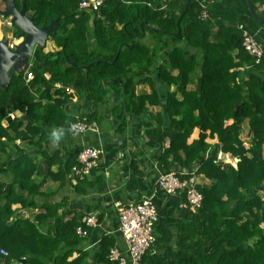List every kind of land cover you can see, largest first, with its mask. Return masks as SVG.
Masks as SVG:
<instances>
[{"label":"trees","instance_id":"trees-1","mask_svg":"<svg viewBox=\"0 0 264 264\" xmlns=\"http://www.w3.org/2000/svg\"><path fill=\"white\" fill-rule=\"evenodd\" d=\"M80 2L25 1L35 27L56 21L48 40L58 50L44 54L36 49L31 66L0 90V252L7 253H0V264L86 261L88 255L76 250L82 242L75 235L80 216L64 221L59 210L66 201H50L33 178L47 176L59 187L71 184L68 177L87 147L70 146L61 153L54 141L59 133L70 137L79 104L88 123L98 122L99 109L112 93L120 103L112 113L123 110L148 124L136 136L146 140L137 158L151 166L155 161L162 175L201 176L209 182L197 187L203 200L196 211L180 208L184 193L168 197L157 191L160 220L141 264H264V200L259 195L264 194V56L256 64L242 48L247 32L264 50V0H250L257 19L246 0H104L93 14L78 13ZM14 5L21 9L19 0ZM12 27L17 37L19 30ZM27 73L33 76L29 82ZM140 84H148L149 93L137 94ZM153 108L160 111L153 114ZM13 111L22 117L10 119ZM5 119L6 128L1 125ZM125 129L122 118L116 132ZM244 131L247 149L241 141ZM219 153L236 158V165L219 162ZM99 166L71 184L74 193L82 197L104 181L100 176L94 184L87 181ZM121 169L127 177L124 189L139 192L143 173L136 155L126 157ZM39 198L42 211L34 213ZM13 205L30 216L18 215ZM97 217L101 225L104 216ZM113 227L118 229V219ZM89 232L88 238L99 230ZM119 239L112 232L101 234L90 264H113L108 253Z\"/></svg>","mask_w":264,"mask_h":264},{"label":"crops","instance_id":"crops-1","mask_svg":"<svg viewBox=\"0 0 264 264\" xmlns=\"http://www.w3.org/2000/svg\"><path fill=\"white\" fill-rule=\"evenodd\" d=\"M4 10L5 5L2 2L0 3V12ZM261 10L262 8H260V11ZM3 19L4 18L0 15V41H6L8 42V45L14 44L16 46L19 43L17 37H15L14 34L9 33V31L3 30V26L5 23L7 28H12V26L10 25V20ZM5 38L7 39L5 40ZM48 44H50V46L47 49ZM57 50L58 49L56 48L54 43L50 39H47L46 46L43 49V53L46 54L48 52H55ZM157 63L158 62L154 64V66L152 67L153 69L157 67ZM152 71L153 70H150L149 73H151ZM173 90L174 88L172 87L171 91ZM136 93H149L148 84H140L137 87ZM113 96L114 93L111 94L110 98L99 109V115L96 118L98 122H91L93 126L96 127V131L88 132L83 135L70 134V137L68 139L64 138V136L59 133L57 136V138H59H56L57 140L54 141L56 142V147H59L61 153L67 152L70 146L71 148L101 146L104 152L103 156L99 160V165L101 166H99V169L87 181L94 184L97 176L102 177L104 181L98 186L89 190L87 195H82L81 197L78 196V194L74 193L73 186L68 181L67 185L65 184L64 186L59 187L57 183H52L51 181H49L47 176H36L35 178H33L40 187V192L50 196V201L57 204L66 201L65 207L59 210V213L63 217L64 221L70 220L72 216H80L78 222L81 223V220L88 214L94 216H104L103 223L98 228L99 232L97 233V235H92L86 241L82 240L79 246L76 247L77 251L81 250L83 253H86L88 255L84 264L91 263V257L95 252L96 246L90 245H93L95 242H97V240L100 239L101 234H110V232H112L114 235L118 236V239L120 238L118 243L119 245H122L121 237L117 230H114L113 227L114 222H117V217H114V215H116V212L113 207V203L117 201L116 198L118 196L121 197V199H123V202L125 203L137 202L141 198L147 196V193H150L149 195H151V193L156 188V177L155 174L153 175V173H156V171L154 170V162H152L151 166L150 164L144 163L141 157L137 158L138 154H144L142 146L144 144V141L146 142V140L138 141V139H136V136L142 133V131L148 127L146 119L133 117L128 113L126 114L123 110H121L119 113H112V108L117 104L120 105L119 100H115ZM77 104V99H74L72 105L76 106ZM80 107H82V104H79V108L77 106L75 108L76 118L82 116V114L85 113V110L81 109ZM151 111L153 114H155L160 110L158 108H153L151 109ZM10 113H14L15 119H18L23 115V113L20 111L9 112L8 114ZM122 118H125L126 120V129L123 134H118L116 132V129ZM1 125L4 128L7 127L6 119L2 120ZM196 137L197 132H194L193 138ZM139 148H141L140 151H137V149ZM245 148L247 149L248 147L245 146ZM120 153L125 154L122 161L118 159V155ZM131 154H133L134 156L136 155V163H138V169L143 173V177L139 180V192H127L124 189L127 177L124 176L125 172H123V169L121 168H123L124 166L125 158L130 157ZM37 159L39 160L40 157L38 156ZM127 164L128 160H126V165ZM56 168L57 166H54L52 170L55 171ZM105 173L109 175L106 176ZM126 174L129 177L131 176L129 172H127ZM197 179L198 182L202 185H207L209 183L205 178L201 176H199ZM1 180L7 182V180L3 177L1 178ZM259 195L264 200V194L260 192ZM36 203L37 209L36 211H34V213H41L42 210L40 209V205L43 203V199H37ZM12 209L20 210L21 207L20 205H13ZM21 214L24 217L30 216V213L20 210L18 215ZM10 221H12V219H10ZM39 231L45 233L46 228H40ZM86 246H88V250H85ZM76 257H78V252L74 253L72 258Z\"/></svg>","mask_w":264,"mask_h":264},{"label":"built area","instance_id":"built-area-1","mask_svg":"<svg viewBox=\"0 0 264 264\" xmlns=\"http://www.w3.org/2000/svg\"><path fill=\"white\" fill-rule=\"evenodd\" d=\"M103 2L104 0H81L77 7V12L96 13L102 7ZM206 17V14L203 13L202 20H205ZM242 38L243 50L255 60L256 64H259L264 56V50L247 32L242 34ZM14 47V44L9 45L10 50H13ZM32 78L33 76L30 73L26 74V82H29ZM55 87L59 88L60 86L56 85ZM8 117L15 119L14 113L8 114ZM76 119V124L70 130L71 134L83 135L96 131V127L92 123H88L85 116H79ZM16 144L19 145L20 142L17 141ZM167 146L168 142L166 143ZM103 154L104 152L101 146L83 149L77 157L76 166L72 168L71 174L68 177L71 184L75 185L78 181L80 182L88 178L92 170L98 166ZM123 158L124 154L120 153L118 159L122 161ZM217 158L219 161L220 154ZM153 162L154 170L156 171V188L151 195H147L137 202L125 203L122 200H117L113 203L118 219L117 232L122 241V245L117 243L109 250L108 260L113 264H141L142 258L151 250L155 241L154 228L158 221L155 205L157 191H160L168 197H175L180 193H184V202L180 204V208L191 211H196L201 208L203 197L197 189L199 182L195 176L189 179H181L180 177H176L175 173L162 175L157 169L156 162ZM105 175L108 176L109 174L105 173ZM181 175L183 177L184 172H181ZM99 227L97 216L88 214L81 220L80 226L75 229V235L86 241L90 234L89 230ZM99 242L100 239L90 246H97ZM85 250H88V246H86ZM0 253L3 256H7V253L3 250Z\"/></svg>","mask_w":264,"mask_h":264},{"label":"water","instance_id":"water-1","mask_svg":"<svg viewBox=\"0 0 264 264\" xmlns=\"http://www.w3.org/2000/svg\"><path fill=\"white\" fill-rule=\"evenodd\" d=\"M25 1L26 0H20L21 9L18 10L14 5V0H2L5 5V10L1 11L0 15L4 19H9L10 25L19 30V34L17 35L19 43L13 50L9 49L8 42L0 41V90L3 91L10 85L12 78L28 66L35 50L45 48L48 35L53 32L56 24V21H52L48 26L41 28L35 27L32 19L28 18L26 15L27 10ZM246 2L251 16L257 19L250 0H246ZM185 11L186 9L184 12ZM178 35L179 29L174 36L177 37ZM230 157L229 154L220 153L219 161L224 164L235 166L237 160H233ZM157 220H160L159 216Z\"/></svg>","mask_w":264,"mask_h":264},{"label":"rangeland","instance_id":"rangeland-1","mask_svg":"<svg viewBox=\"0 0 264 264\" xmlns=\"http://www.w3.org/2000/svg\"><path fill=\"white\" fill-rule=\"evenodd\" d=\"M3 20H5V19H3ZM3 30L4 31H9V33H11V34H14L15 33V29L12 27V28H7L6 27V23L4 24V26H3ZM7 38H5V40H6ZM49 46H50V44H48L47 45V49L49 48ZM242 137H241V141L243 142V147L245 148V146L246 147H249V145H248V143L247 142H245V139L247 138V136H246V131H244L243 132V134L241 135ZM207 142L209 143V144H214V143H216V140H207ZM246 149V148H245ZM231 159H233L232 157H230ZM233 160H237L236 158L235 159H233ZM238 161V160H237ZM199 185H201V183H199ZM251 244V243H250Z\"/></svg>","mask_w":264,"mask_h":264},{"label":"clouds","instance_id":"clouds-1","mask_svg":"<svg viewBox=\"0 0 264 264\" xmlns=\"http://www.w3.org/2000/svg\"><path fill=\"white\" fill-rule=\"evenodd\" d=\"M18 42H19V40H18ZM8 46H9V45H8ZM31 60H32V59H30L29 64H28V66H27L26 68L30 67V64L32 63Z\"/></svg>","mask_w":264,"mask_h":264}]
</instances>
